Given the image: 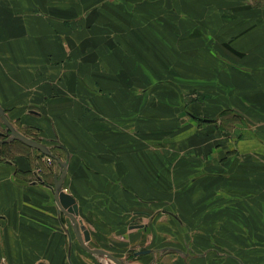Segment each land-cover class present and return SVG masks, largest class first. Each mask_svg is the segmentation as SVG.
<instances>
[{"label": "crops", "instance_id": "crops-1", "mask_svg": "<svg viewBox=\"0 0 264 264\" xmlns=\"http://www.w3.org/2000/svg\"><path fill=\"white\" fill-rule=\"evenodd\" d=\"M209 2L175 0L187 25L146 0H0V108L67 161L62 189L89 248L125 261L112 249L146 247L148 264H264V6ZM149 133L164 140L152 147ZM41 156L0 143V264H108L80 246ZM165 181L194 185L177 184L170 209L133 210ZM183 219L204 231L203 253L176 247L178 233L150 246Z\"/></svg>", "mask_w": 264, "mask_h": 264}, {"label": "rangeland", "instance_id": "rangeland-1", "mask_svg": "<svg viewBox=\"0 0 264 264\" xmlns=\"http://www.w3.org/2000/svg\"><path fill=\"white\" fill-rule=\"evenodd\" d=\"M147 3L150 5V8H153V4H161V8L164 11V13L166 14V16L172 18L174 16V18H176L177 20L180 19L182 23H185L188 25L187 22V14L185 11L182 10V12L180 11L182 7L178 8L177 5L175 4V0H146ZM209 0H191L192 3H199V4H204V2H207ZM221 0H213V2H209L207 4L210 3H216V4H221L220 2ZM247 2H249L252 6L257 7V6H264V0H246ZM185 3H188V0H184ZM186 21V22H184ZM199 27V25L197 26V28ZM171 40V38H170ZM183 42V40H182ZM188 112V113H187ZM192 111L190 110H183V113H187V114H191ZM189 120H192L189 115L188 117ZM211 120V119H210ZM229 120V119H228ZM137 129H134V138H139L140 135H138V131ZM152 133H149V143L150 146L155 147L157 143H161L164 139H163V135H158V140L159 142L155 141L156 138H153L151 136ZM33 138H38L39 136H37L36 134H31L30 135ZM160 136V137H159ZM56 147L52 146V151H54L58 156H60L61 158H65L64 152L62 151V149H55ZM41 160H38V166L41 168V172L44 175V179L47 182L48 185H52V179L54 174H58L59 171V167L58 164H56V161L50 157L47 156H41ZM177 184H180L179 187L181 189H183V185L185 184V189L189 190L194 183H173V182H168L165 181L163 182L164 187H162V183H160L159 187V191H157V189L159 187L157 186L155 183H150V186H154V189L150 188V195L148 196V199L146 198H142L141 201H139L138 206H136V208H134L133 210H139V209H149L152 210L153 212H155V210H157L158 208H171L173 207L175 204L177 205V202L180 200V198L177 195H180L178 192L180 191V188L175 187L178 186ZM66 187V186H65ZM64 187V190H65ZM63 190V189H62ZM179 190V191H178ZM133 199H135V197H133ZM136 201V199H135ZM181 201V200H180ZM138 207V208H137ZM157 215V214H156ZM200 216V215H199ZM203 216V214L201 215V217ZM155 217V216H154ZM156 219V217H155ZM154 219V222H156V220ZM184 220V219H183ZM70 221V220H69ZM138 219L134 217L133 221H131V223H135L137 222ZM174 221V220H173ZM166 222V220H165ZM184 225H179L177 224L175 221L172 225H169L167 232H165V236L163 238L160 237L161 241H159L158 243L155 241L151 242L150 246L155 248H162L164 246H166V244H171L172 240H173V234L177 235L180 234L181 240H180V244L179 246H176L182 250H186L187 248H190L192 244L195 245V247L197 248V250L199 252H204L206 247L210 246V242L207 243L205 245V240L206 237L204 235V231H199V229L196 230H190L189 228H191L192 223L190 220L185 219L184 220ZM73 230V229H72ZM172 239V240H171ZM162 240L164 241L162 243ZM196 240L198 241V244L196 242ZM176 243V242H175ZM155 244V245H154ZM124 246V247H123ZM122 247H118L115 249H112L115 255L119 256L121 259H124L125 261H122L124 264H148L152 261V259H150L148 256H144L142 257V255L140 256H136L134 254V252H136V249H130L129 247H126L125 245H123ZM146 249V247L143 248V250ZM142 250V249H141ZM87 253V252H86ZM111 254V253H109ZM112 255V254H111ZM114 256V255H112ZM101 259H103L100 256H97ZM105 260V259H103ZM161 260V259H160ZM102 261V260H101ZM106 262H108V264H113L111 262H109L108 260H106ZM159 264H169L168 262L166 263V261L163 262H159Z\"/></svg>", "mask_w": 264, "mask_h": 264}, {"label": "water", "instance_id": "water-1", "mask_svg": "<svg viewBox=\"0 0 264 264\" xmlns=\"http://www.w3.org/2000/svg\"><path fill=\"white\" fill-rule=\"evenodd\" d=\"M0 118L3 122L5 127V133H0V137H5V139H0L1 144L11 143L14 141L20 142L23 145L32 148L44 156L50 157L57 161V163L61 167V173L58 177L54 178L53 185H45L50 191L52 192L54 203L64 215L68 217L71 222V226L75 237L77 238L80 246L84 251L89 254L97 255L102 257L103 259L108 260L113 264H124L121 260L117 259L116 257L112 256L111 254L107 253L102 249H93L89 248L87 245L90 241V234L89 231L82 225V222L78 220V206L76 200L64 190H62V183L64 177L66 175V167L67 161H62L59 158L55 157L52 152L49 150L48 147L43 145L42 143L30 139L14 129V127L8 122L4 115V111L0 108ZM195 118V117H193ZM196 120L200 122H208L207 119L196 118ZM141 226H132L130 228H140ZM149 250H143L136 252L135 255H145L148 254Z\"/></svg>", "mask_w": 264, "mask_h": 264}, {"label": "trees", "instance_id": "trees-1", "mask_svg": "<svg viewBox=\"0 0 264 264\" xmlns=\"http://www.w3.org/2000/svg\"><path fill=\"white\" fill-rule=\"evenodd\" d=\"M223 114H225V112L223 113ZM33 140H35V139H33ZM36 141V140H35ZM42 155V154H41Z\"/></svg>", "mask_w": 264, "mask_h": 264}, {"label": "bare ground", "instance_id": "bare-ground-1", "mask_svg": "<svg viewBox=\"0 0 264 264\" xmlns=\"http://www.w3.org/2000/svg\"><path fill=\"white\" fill-rule=\"evenodd\" d=\"M240 6V5H239Z\"/></svg>", "mask_w": 264, "mask_h": 264}]
</instances>
